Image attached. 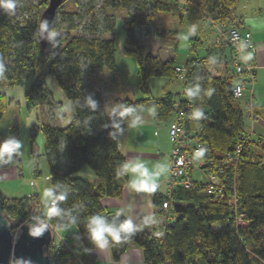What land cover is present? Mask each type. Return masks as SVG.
Instances as JSON below:
<instances>
[{"label": "trees", "instance_id": "1", "mask_svg": "<svg viewBox=\"0 0 264 264\" xmlns=\"http://www.w3.org/2000/svg\"><path fill=\"white\" fill-rule=\"evenodd\" d=\"M19 1L23 2L27 13L24 19L19 21L0 11V66L3 68L0 86L29 83L25 98L31 107L47 101L51 92L46 87V79L52 76L72 101L74 115L66 125L41 124L34 130H39L44 138L43 156L50 190L54 196L63 194L65 197L62 201H55V206L61 210L59 216L47 217L50 205L39 216L58 229L75 219L78 236L69 243L81 263L96 264V258L90 252L95 246L87 238L88 217L102 215L101 199L119 196L127 179L122 167L124 158L118 149V137L130 126L138 107L149 101L156 119L169 123L175 113L174 104L179 103L187 132H198L197 137L204 145L200 154L193 156L194 164L214 160V164L219 165L243 138L246 142L237 164L225 167L222 174L212 167H205L204 174L213 175L218 180L216 183L224 186L225 198L204 196L202 193L207 181L193 179V171L190 172V188L177 185L169 197L171 222L166 226L160 225V232H146L133 225L135 231L129 239L117 244L110 241L112 259L118 262L128 245L134 243L142 251L144 264L162 261L165 264H264V141L256 142L257 149H252V142L244 133V113L238 99L231 93L232 86L241 78L235 81L234 75L217 76L212 73L209 57L195 54L201 45L200 40L191 38V54L182 65L186 73L180 80L181 92H166L159 99L151 97L150 80H179L174 70L178 65L173 58L162 60L146 50L138 32L141 31L145 37L154 35L164 47L176 51L179 44L176 29L151 28L157 13L181 19V11L186 5L182 6L179 0L105 1L106 6L129 12L121 20L123 53L136 62L140 80L138 88L143 96L141 99L115 98L114 104L119 112L108 114L99 93L84 96L79 58L88 60L94 70H105L108 85L114 87L119 79L115 39H88L73 35L79 13L64 11L62 7L68 0H62L50 28L56 35L42 50L37 39V22L48 0H38L35 5L31 0ZM188 1L201 5L202 12L225 23L232 18L237 0ZM105 22L107 31H111L113 24ZM57 50L64 56L63 63L55 55ZM189 90L195 92L191 98L186 95ZM9 102L6 94L0 93V120ZM58 107L63 116L61 102ZM125 107H132L135 111L122 117L119 113ZM197 109L203 115L194 118L193 112ZM32 163L35 174H39L38 156L35 154H32ZM4 165L6 157L0 160V166ZM84 166L93 172L95 183L75 176ZM231 195L235 196L236 210L228 204ZM164 198L165 195L156 198L155 207L160 206ZM30 201L27 197L9 199L0 192V212L7 217L10 228L15 227L18 220L35 216L30 210ZM236 214L243 215L247 226L236 224ZM103 217L116 224L125 220L123 217ZM67 254L63 248H57L54 241L48 248L50 264H79L65 261Z\"/></svg>", "mask_w": 264, "mask_h": 264}, {"label": "crops", "instance_id": "2", "mask_svg": "<svg viewBox=\"0 0 264 264\" xmlns=\"http://www.w3.org/2000/svg\"><path fill=\"white\" fill-rule=\"evenodd\" d=\"M179 2L181 5L194 6L197 10L203 13L201 16L203 19L207 17V13L202 12L201 5L193 4L188 0H179ZM210 19L214 25L215 31H211V29H209L211 37L210 40L207 41L208 43L205 42L206 44L204 43V40L200 38V36H188V38L186 37L183 39L180 38V30L174 25L169 28L164 27L161 23L159 26L153 24V27L176 29L178 31L179 44L177 50L174 52H178L179 48L183 46L188 50L187 56H190L191 54L189 40L191 38L199 39L201 45H199L197 51L202 49L201 53L206 54L205 56L209 57V70L212 73L217 76L234 75L235 81L238 78H241L244 81V90L241 98L238 99V103L240 104V107L244 113V133L252 142V149L254 147L257 149L255 143L258 141H264V0H237L234 6L232 18L230 20L226 21L225 23H220L212 18ZM228 28H237L242 35L246 32L250 34V47L246 49L242 48L241 62L252 67L251 75H248L247 72H244L238 76L233 70L230 61V46L226 44L223 39H220L222 33H224ZM190 34L191 33H188V35ZM122 36L124 42V35ZM123 47L124 44L120 51L122 60L124 61V63L122 62L123 65L126 64L130 66V72L138 76L137 66H135L133 61L129 59V56L124 55ZM186 58H184L182 63H177L175 61V64L183 65ZM118 75L119 79L117 84L114 87H111L116 92V98H128L129 95H132L134 99L143 98L138 88L140 81L139 77L138 80L134 79L130 83L126 77L120 74L119 68ZM162 80L163 81H159L156 85L158 90L157 95L153 96L151 90V97L153 99L161 98L166 92L176 94L181 92V84L180 90L178 92H174L169 90L171 83L174 80L166 78ZM120 82L122 85L118 87ZM248 103L251 104V109L247 108ZM113 112L114 114L118 113L119 109L116 107ZM60 124L61 123H57L54 124V126H60ZM169 124V121L160 122L156 119L155 114L151 109V102L147 101L138 107L130 126L122 131L118 137V149L124 158V164L132 163L137 159L143 160L149 170L157 174L158 187L156 191L152 193L137 192L131 187L132 174L126 172L127 179L123 184L121 194L117 197H103L101 199L103 216L109 218L123 217L125 219H130L136 228L146 232L159 231V227L163 220V214L159 210V205L155 207L154 201L156 198H163L168 189L167 180L171 148L168 138ZM40 155L41 154H39V156ZM40 157H42L41 160L43 159V164L47 169L44 156ZM262 161L264 164V155ZM62 162H65V160H62ZM32 169L34 176L37 177L41 174V172L39 174H35L33 166ZM15 171L16 173L12 174V169L9 170L8 165L0 166V180H13L14 178L16 181L19 179V177L23 176V172L21 171L19 164H17ZM192 176L193 179L200 181H206L207 179H211L215 182L218 181L213 175L202 174L197 171H193ZM78 177L83 178L82 175ZM45 178L49 182L47 170ZM84 179L89 180L90 178ZM89 181L95 183V176H93ZM32 185L35 187L34 182H32ZM64 188L67 189L68 187L65 185ZM48 189H50L49 183ZM0 192L4 197L9 198L2 191ZM27 198L31 199L30 204H35L37 211L34 214H37L36 216H39L40 213L45 212L49 207L50 199L48 198L46 204H42V202L39 200V194L36 192V190H33L32 192L30 191ZM118 211L120 213L119 215H117ZM142 219L145 221L147 219V223L142 222ZM59 230L62 232L61 234L68 242H71L78 236L77 230L74 226H70L65 230H61V228H59ZM90 252L95 256L96 264H144L142 251L134 243L128 245L126 250L120 255L118 262H115L112 259L109 246H106L104 249L94 247Z\"/></svg>", "mask_w": 264, "mask_h": 264}, {"label": "rangeland", "instance_id": "3", "mask_svg": "<svg viewBox=\"0 0 264 264\" xmlns=\"http://www.w3.org/2000/svg\"><path fill=\"white\" fill-rule=\"evenodd\" d=\"M105 1L106 0H68L62 9L64 11L75 10L79 13V16L76 17L75 20L76 28L72 32L73 35L88 39L93 37L99 39H110L115 37L114 39L117 47L116 58L119 72L131 83L134 79L138 80V76L130 72V66L126 64L123 65L124 61L122 60V55L120 53L124 44L122 36L123 32L121 31V20L123 17H126L129 12L106 6ZM31 2L35 5L38 3V0H31ZM23 5V2L17 0L15 12L9 16L19 21L24 19L27 13ZM184 7L185 8L181 11V19L170 14L157 13L154 17V24L159 26V24L162 23L164 27L169 28L174 25L180 30V38L183 39L186 37L188 38V36H200V38L204 40V43H208L207 41L210 40L211 37L209 29L215 31L214 25L210 19L211 17L206 14L207 17L203 19L201 17L202 13L194 6L186 5ZM105 21H109L113 24L111 31H107ZM154 28L155 27L152 26L151 29L154 30ZM188 33L191 34L188 35ZM138 34L146 50L153 54H157L162 60L171 57L175 59L177 63H182L184 58L189 57V55L187 56L188 50L183 46L179 48L178 52H174L171 48L164 47L154 35L145 37L141 31H139ZM201 51L202 49H199L196 54L199 56H205L206 54H202ZM55 55L59 58L60 62L63 63L64 56L60 50H57ZM129 59L133 61L136 66L135 60L132 57H129ZM79 63L82 71V91L84 96L88 97L92 93H99L105 102L107 113L114 114L113 111L116 109L114 104L116 92L108 85V75L106 71L92 69L88 60L82 57L79 58ZM162 79L164 78H152L150 80V87L153 96L158 94L156 85L159 81H163ZM180 84V80H174L171 83L169 90L178 92L180 90ZM120 85H122L121 82L118 87ZM28 86L29 83L22 86H0V93L6 94L10 99L8 107L0 120V142L11 138L21 143V147L17 152L13 153L10 158L6 157V165L9 166V170L12 169V174L16 173L15 168L17 164L20 165V169L23 172V176L19 177L16 181L14 178L13 180H0V191L11 199H20L27 197L30 191L32 192L33 190H36L39 194V200L42 204H46L48 198L45 197L43 193L48 189L49 182L45 178L47 169L43 164V159L41 160L42 157H40L43 156L44 138L39 130L34 129L39 128L41 124L54 125L61 123L60 126H64L73 117L74 109L71 99L66 96L65 91L61 89V86L52 76H48L46 79V87L51 94L47 101L40 105L28 106L25 98V91ZM128 98L134 99L132 95H129ZM59 102L63 105V116L58 107ZM33 153L38 156V165L41 172L37 177L33 175ZM39 154L41 155L39 156ZM0 160L2 161V157H0ZM80 175H82L83 178L90 179L94 176L93 172L87 166H84L82 170L76 174L77 177ZM32 182L35 183V187L32 185ZM30 207L32 213L37 211L34 203H31ZM34 215L36 216L37 214ZM26 221L27 220H23L22 222L28 223V221ZM17 228L18 227L11 228L13 235L18 234L19 231ZM58 232L60 234L62 233L59 229ZM12 264L14 263L12 262Z\"/></svg>", "mask_w": 264, "mask_h": 264}, {"label": "built area", "instance_id": "4", "mask_svg": "<svg viewBox=\"0 0 264 264\" xmlns=\"http://www.w3.org/2000/svg\"><path fill=\"white\" fill-rule=\"evenodd\" d=\"M250 34L246 32L241 34L237 28H228L224 33H222L220 39H223L226 44L230 46V61L233 67L234 72L240 76L242 73L247 72L248 75L252 73V67L247 66L241 62L242 48L246 49L250 47L249 44ZM177 77L179 80H183L186 69L182 65L175 66L174 68ZM244 90V81L239 79L234 83L231 88V93L235 99H240ZM175 113L168 127V138L170 142V162L168 169V189L165 194V198L162 201L159 210L163 214V220L161 225L166 226L171 222V213H170V200L169 197L172 195L174 188L177 185H181L184 188H190L192 184V179L190 172L197 171L204 174L205 167H212L220 174L223 173L225 167H233L237 164L239 159V154L242 149L243 144L246 142V139L243 138L239 144L234 147V151L227 154L221 164L215 165L214 160H211L208 163L200 161L197 164L193 162V156L200 154L203 149V143L198 139L197 133L187 132L185 123L183 122V111L179 109V103L174 104ZM247 108L251 109V104H247ZM249 114V113H248ZM207 184L203 189V195L210 198L223 199L224 196V186L220 183H216L211 179H207ZM233 189V187H232ZM168 197V198H167ZM52 200L49 202L50 206H53ZM228 204L236 210V199L234 195H231L228 198ZM28 224H38L41 221H44L48 224L50 228L53 240L57 248H63L68 254L65 258V261L68 263L76 261L79 264H82L80 259L77 257L75 252L72 250L71 244L65 240V238L58 232V228L54 227L47 220L41 216H34L27 219ZM26 221V222H27ZM142 222H145L142 219ZM235 222L238 226L245 227L247 222L244 220L242 214L235 215ZM18 230V228H17ZM19 231V230H18ZM17 233V232H16ZM15 236V234H14ZM157 264H165L164 261Z\"/></svg>", "mask_w": 264, "mask_h": 264}, {"label": "clouds", "instance_id": "5", "mask_svg": "<svg viewBox=\"0 0 264 264\" xmlns=\"http://www.w3.org/2000/svg\"><path fill=\"white\" fill-rule=\"evenodd\" d=\"M17 7V0H0V11H3L7 15H12L15 12ZM47 30V21H41L39 24V32H44ZM56 35L55 31L49 33V38ZM3 68L0 66V73H2ZM188 98H191L195 95L194 91H187L186 93ZM210 95V91H209ZM92 107H95V104L92 101H89ZM135 109L132 107H125L123 111L119 113L120 116H125L129 113L134 112ZM203 115V112L199 109L193 112L194 118H199ZM135 122V121H134ZM21 147V143L15 139H6L3 142H0V157H11V155ZM123 170L132 174L131 187L137 192L152 193L155 192L158 183H157V174L152 172L147 167L146 163L143 160H135L132 163H125L122 165ZM43 195L53 202L57 200H64L65 197L63 194L53 195V192L50 189L44 191ZM61 210L55 206L49 208L46 212L47 217L51 218L53 216H59ZM119 211L117 215H119ZM147 223V219L145 221ZM76 223L75 219H72L70 223H65L60 226L61 230H65L70 226H74ZM48 227V224L44 221H41L39 225H31L30 235L33 238H37L42 235L45 229ZM87 238L89 241L97 248L104 249L106 246L111 244H117L122 241H125L130 238L131 234L134 233L135 229L133 223L130 219H125L123 222L116 224L114 222H108L102 215H92L87 219L86 225ZM16 264H28L27 261L18 260Z\"/></svg>", "mask_w": 264, "mask_h": 264}, {"label": "water", "instance_id": "6", "mask_svg": "<svg viewBox=\"0 0 264 264\" xmlns=\"http://www.w3.org/2000/svg\"><path fill=\"white\" fill-rule=\"evenodd\" d=\"M62 0H48L47 6L41 12L37 22V39L42 50L49 44L51 38V24L55 11ZM41 21H47V30L39 32ZM18 234L14 238L7 217L0 212V264H16V261H27L28 264H50L48 248L52 243L53 235L49 227L41 236L33 238L30 227L33 224L18 220L15 224ZM35 225H39L35 224Z\"/></svg>", "mask_w": 264, "mask_h": 264}, {"label": "bare ground", "instance_id": "7", "mask_svg": "<svg viewBox=\"0 0 264 264\" xmlns=\"http://www.w3.org/2000/svg\"><path fill=\"white\" fill-rule=\"evenodd\" d=\"M16 236H17V234H16L15 236L13 235L14 238H15Z\"/></svg>", "mask_w": 264, "mask_h": 264}]
</instances>
